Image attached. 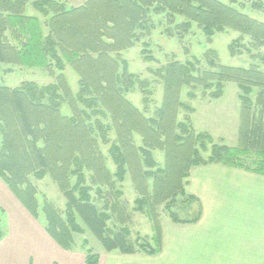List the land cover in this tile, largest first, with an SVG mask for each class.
Listing matches in <instances>:
<instances>
[{
  "label": "trees",
  "instance_id": "obj_1",
  "mask_svg": "<svg viewBox=\"0 0 264 264\" xmlns=\"http://www.w3.org/2000/svg\"><path fill=\"white\" fill-rule=\"evenodd\" d=\"M28 7L41 19L28 15ZM161 14L170 25L175 16L184 18L176 25L181 38L192 24L208 38L236 31L251 45L238 39L229 47L231 55L256 50L257 62L248 68L223 65L214 50L204 54V65L200 60L169 61L152 71L164 84L165 99L151 113L149 81L129 72L122 53L143 41L142 55L153 61L144 40L153 29L150 18ZM2 65L9 66V73L16 67L42 69L54 79L45 86L32 81L17 87L0 84V178L35 219L39 203L31 176L43 180L49 175L55 181L65 211L46 201L42 213L46 232L65 251H73L75 237L87 232L108 253L157 255L162 248L157 207L165 204L170 211L179 195L189 205L198 202L186 192L192 168L222 164L264 177V23L220 0H88L79 7L65 0H0ZM67 67L78 75L77 93L65 77ZM229 83L239 90L238 146H214L205 160L199 151L212 139L178 122V109L188 108L180 96L188 89L187 96L194 99L201 89L218 100ZM136 86L144 96L143 110L128 99ZM65 106L70 114L63 112ZM154 151L167 153L165 169L154 161ZM129 168L136 170L135 189L143 195L136 211L153 222L154 245L140 236L133 240L127 226L109 225L119 216L123 191L118 185ZM200 214L199 209L195 218L182 220L169 212V218L191 224ZM99 260L92 249H85V264Z\"/></svg>",
  "mask_w": 264,
  "mask_h": 264
},
{
  "label": "rangeland",
  "instance_id": "obj_2",
  "mask_svg": "<svg viewBox=\"0 0 264 264\" xmlns=\"http://www.w3.org/2000/svg\"><path fill=\"white\" fill-rule=\"evenodd\" d=\"M220 1L226 5H231L250 18L264 23V0ZM67 3L70 6H77L80 4L76 1H68ZM27 13L30 16H38L40 19L42 17L31 7H28ZM150 19L153 29L151 30L150 36L144 41L150 44L149 50L153 57V61H146L144 59L142 55L144 49L143 41L137 43L135 47L124 51L122 55L128 62V70L130 73L140 76L142 80L149 81V86L153 92L151 98L153 102L149 103V110L151 113H153L156 108L161 107L165 99L164 84L155 77L152 71L166 65L169 61L177 60L180 62H187L188 60H200L202 61L201 65H204V54L209 50H214L218 55L220 63L223 65L248 68L257 62L253 57V55H257L258 53L256 50H252L251 53L243 51L242 54H237L234 57L231 55L229 50L230 45L234 41L242 39L241 35L236 31L227 30L208 38L196 24H192L193 27L191 31L183 33L181 38L178 33L179 31L176 29V25H180L184 22V18L175 16L172 25H170L171 21L165 14L154 15ZM241 43L248 47L251 45L250 40L246 37L242 39ZM8 67L7 65H2L0 68L1 85L17 87L22 82L32 81L45 86L54 82L53 77H50L49 73L42 69L16 67L12 73H9L6 70ZM261 68L264 69L263 66H261ZM64 74L73 93H77L78 75L70 67H67ZM188 91V89L183 90L180 96L181 103L188 106V108L180 107L178 109L177 120L178 122H186L197 133H207L210 135L212 142L210 144L207 143L206 150L199 151L200 157L205 160L208 159L212 154L214 146L237 147L239 141L240 101L238 99L239 90L236 85L233 83L227 84L223 97L218 100L209 97V92L203 95L201 89L196 91V98L191 99L187 96ZM143 97L144 96L137 86L128 94V99L140 110H143L145 107ZM62 110L65 114H70L68 107L65 106ZM102 151L107 157L108 166L111 171H114L115 165L107 154V147L104 146ZM152 157L158 167L166 168L168 159L165 151H154ZM195 168L196 167L192 168L191 171ZM134 170L135 169L132 170V168H129L124 182L118 185L123 191V197L120 201V212L119 216H114L109 225L114 229L127 226L132 232L131 237L133 240L140 236L142 239H146L154 245L152 240L155 235L153 222L148 219L145 214L136 211V202L143 195L135 189L136 182L133 177ZM31 181L37 189V199L39 203V219L36 220L45 228L46 218L45 214L42 213L45 202L48 201L57 210L64 212L65 199L58 185L49 175L43 180H37L34 176H31ZM187 181L188 186H186V192L191 194V178ZM71 182L75 183L76 179H71ZM152 183L153 182L150 181L151 187ZM184 200L185 198L179 195L170 211L164 210L165 204L157 207L161 232L163 227L167 226L168 223H175L169 218V212H175L182 220L193 218L197 214L199 204L193 203L189 205L184 203ZM8 224V217L3 215L0 208V230L2 232V239L3 236H5L4 233L7 231ZM75 241L74 250L67 252H73L82 259L85 256V249H92L100 256L99 264H101L100 261L106 256L115 257L117 259V264H139L137 256L146 255H123L119 251L110 253L105 252L96 239L87 232L84 235L76 236ZM85 242L87 243L86 245H84Z\"/></svg>",
  "mask_w": 264,
  "mask_h": 264
},
{
  "label": "crops",
  "instance_id": "obj_3",
  "mask_svg": "<svg viewBox=\"0 0 264 264\" xmlns=\"http://www.w3.org/2000/svg\"><path fill=\"white\" fill-rule=\"evenodd\" d=\"M65 1L79 7L88 0ZM190 178L199 220L168 223L162 252L138 255L139 264H264V177L209 164L193 169ZM0 208L9 220L0 264H85V256L65 251L48 235L1 178ZM100 263L117 264V259L106 256Z\"/></svg>",
  "mask_w": 264,
  "mask_h": 264
}]
</instances>
